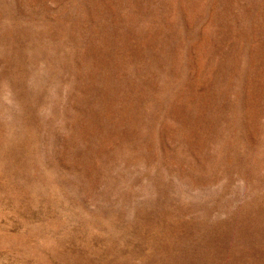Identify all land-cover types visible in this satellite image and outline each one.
<instances>
[{
    "label": "rangeland",
    "instance_id": "obj_1",
    "mask_svg": "<svg viewBox=\"0 0 264 264\" xmlns=\"http://www.w3.org/2000/svg\"><path fill=\"white\" fill-rule=\"evenodd\" d=\"M0 264H264V0H0Z\"/></svg>",
    "mask_w": 264,
    "mask_h": 264
}]
</instances>
